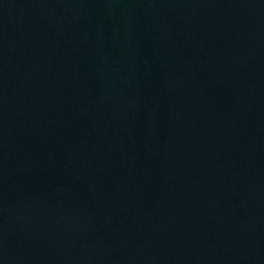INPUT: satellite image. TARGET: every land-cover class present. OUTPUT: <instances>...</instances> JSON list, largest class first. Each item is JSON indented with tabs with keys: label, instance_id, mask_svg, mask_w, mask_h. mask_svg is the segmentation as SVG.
<instances>
[{
	"label": "water",
	"instance_id": "95a60500",
	"mask_svg": "<svg viewBox=\"0 0 264 264\" xmlns=\"http://www.w3.org/2000/svg\"><path fill=\"white\" fill-rule=\"evenodd\" d=\"M0 264H264V0H0Z\"/></svg>",
	"mask_w": 264,
	"mask_h": 264
}]
</instances>
